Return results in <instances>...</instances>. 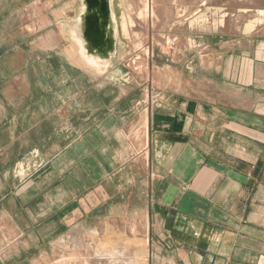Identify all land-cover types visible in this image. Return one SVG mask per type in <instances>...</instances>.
Listing matches in <instances>:
<instances>
[{
    "label": "crops",
    "instance_id": "crops-1",
    "mask_svg": "<svg viewBox=\"0 0 264 264\" xmlns=\"http://www.w3.org/2000/svg\"><path fill=\"white\" fill-rule=\"evenodd\" d=\"M82 7L0 0V264L128 218L151 264H264V37L210 34L145 110L124 45L82 60Z\"/></svg>",
    "mask_w": 264,
    "mask_h": 264
},
{
    "label": "rangeland",
    "instance_id": "rangeland-1",
    "mask_svg": "<svg viewBox=\"0 0 264 264\" xmlns=\"http://www.w3.org/2000/svg\"><path fill=\"white\" fill-rule=\"evenodd\" d=\"M182 1L167 0V5L172 8L171 16L164 11L159 16V25L147 19L149 26L144 31L135 15L140 1L131 0L132 3L128 4L126 0H114L119 36L126 49L124 63L128 71L144 83L145 110L156 94H151L148 85L161 86L168 78L176 81L179 76L177 70L184 72L185 60L198 52L210 34L224 39H235L246 32L264 37V0H195L199 12L177 18L173 9H182L186 3ZM70 53L73 52L68 53L72 56ZM146 119L145 116L144 126ZM127 221L118 219L114 224L112 220V227L104 231L81 232L76 241L63 244L44 264H93L94 261L103 264H151L139 219L128 218Z\"/></svg>",
    "mask_w": 264,
    "mask_h": 264
},
{
    "label": "water",
    "instance_id": "water-1",
    "mask_svg": "<svg viewBox=\"0 0 264 264\" xmlns=\"http://www.w3.org/2000/svg\"><path fill=\"white\" fill-rule=\"evenodd\" d=\"M83 9L79 15L76 42L82 60L92 67H102L115 54L122 49V42L118 37V25L114 15L112 0H82ZM97 9L103 13V17L111 30L109 39L105 41L100 16ZM96 11V12H95ZM98 55V58H95Z\"/></svg>",
    "mask_w": 264,
    "mask_h": 264
},
{
    "label": "bare ground",
    "instance_id": "bare-ground-1",
    "mask_svg": "<svg viewBox=\"0 0 264 264\" xmlns=\"http://www.w3.org/2000/svg\"><path fill=\"white\" fill-rule=\"evenodd\" d=\"M139 3H138V6L137 8L135 9V15H136V18L139 19L140 21V24H141V28L142 30L144 31H147V28H148V24H147V19L150 20L151 22H153V24H158V20H159V16L164 12L168 11V14L169 16H171V13L172 12V8L170 6L167 5L166 1L167 0H137ZM171 1V0H170ZM181 1V0H180ZM185 5L182 7V9H180V6H179V9L178 8H174V14L177 15V18L179 16H183V15H189V14H197L199 12V9L197 7V2L192 1V0H183ZM182 1V2H183ZM198 1V0H197ZM188 2V3H187ZM126 3L130 4L132 3L131 0H126ZM135 3V2H134ZM183 3V4H184ZM142 4V5H141ZM176 4V3H175ZM182 5V4H181ZM189 6L188 8H186V6ZM130 6V5H129ZM96 12V11H95ZM97 12H99L100 16L103 17V13L101 11H99V9H97ZM234 12V11H233ZM27 14V13H26ZM167 14V15H168ZM190 16V15H189ZM167 17V16H166ZM176 18V17H175ZM161 20V19H160ZM100 23L102 24L101 26V29L103 30V34H104V38H105V41L104 42H107V40L109 39V34L111 33V30L109 29L104 17L101 18L100 20ZM148 25V26H147ZM152 25V24H150ZM156 25V26H157ZM136 26V25H135ZM153 26V25H152ZM140 28V29H141ZM135 31V30H134ZM77 37V36H76ZM150 38V37H149ZM152 39V38H150ZM153 40V39H152ZM153 42V41H151ZM157 42V41H156ZM154 43V42H153ZM152 44V43H151ZM152 46V45H151ZM149 46V47H151ZM72 52H74V50H72ZM71 55V53H70ZM72 57V56H71ZM69 58V57H68ZM95 58H98V55H95ZM72 59V58H71ZM94 70V69H93ZM96 71V70H95ZM112 263V262H111ZM93 264H103L101 262H96L94 261ZM114 264H127V263H122V262H117V263H114Z\"/></svg>",
    "mask_w": 264,
    "mask_h": 264
}]
</instances>
